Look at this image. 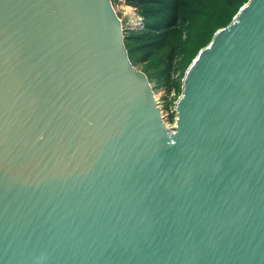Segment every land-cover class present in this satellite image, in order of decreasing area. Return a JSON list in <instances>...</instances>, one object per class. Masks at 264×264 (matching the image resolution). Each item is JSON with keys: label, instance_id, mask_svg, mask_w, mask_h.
I'll return each instance as SVG.
<instances>
[{"label": "water", "instance_id": "obj_1", "mask_svg": "<svg viewBox=\"0 0 264 264\" xmlns=\"http://www.w3.org/2000/svg\"><path fill=\"white\" fill-rule=\"evenodd\" d=\"M174 115L111 0H0V264H264V0Z\"/></svg>", "mask_w": 264, "mask_h": 264}, {"label": "trees", "instance_id": "obj_2", "mask_svg": "<svg viewBox=\"0 0 264 264\" xmlns=\"http://www.w3.org/2000/svg\"><path fill=\"white\" fill-rule=\"evenodd\" d=\"M116 3L118 0H112ZM248 0H123L141 19L123 31L129 61L155 89L181 94L185 71L215 32L227 26ZM173 99V100H174ZM164 106L167 110L173 103ZM175 115H170L173 121Z\"/></svg>", "mask_w": 264, "mask_h": 264}, {"label": "rangeland", "instance_id": "obj_3", "mask_svg": "<svg viewBox=\"0 0 264 264\" xmlns=\"http://www.w3.org/2000/svg\"><path fill=\"white\" fill-rule=\"evenodd\" d=\"M111 6L116 16L120 20L122 31L129 29L135 30L139 27L137 22L138 16L136 15L135 10L132 7L125 6L123 0H118L116 3H113V1L111 0ZM135 67L140 71L139 66H135ZM150 86L152 88L153 94L155 96V100L160 109V114L163 119V122L165 126L171 130L174 126L175 116L173 117V121H172L170 120V115L174 114V107L177 99H174L173 91H170L168 93L164 88L155 89L153 88L154 87L153 83H150ZM172 100H173L172 105L167 110H165L164 106L166 105V103Z\"/></svg>", "mask_w": 264, "mask_h": 264}, {"label": "built area", "instance_id": "obj_4", "mask_svg": "<svg viewBox=\"0 0 264 264\" xmlns=\"http://www.w3.org/2000/svg\"><path fill=\"white\" fill-rule=\"evenodd\" d=\"M137 22H138V25L140 26V28H141V26H142V23H141V19L138 17V19H137Z\"/></svg>", "mask_w": 264, "mask_h": 264}]
</instances>
